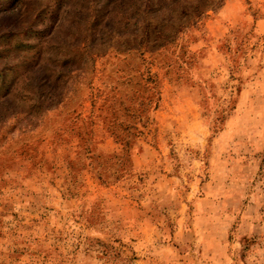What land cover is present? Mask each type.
Listing matches in <instances>:
<instances>
[{"label":"rangeland","instance_id":"1","mask_svg":"<svg viewBox=\"0 0 264 264\" xmlns=\"http://www.w3.org/2000/svg\"><path fill=\"white\" fill-rule=\"evenodd\" d=\"M0 264H264V0H0Z\"/></svg>","mask_w":264,"mask_h":264}]
</instances>
